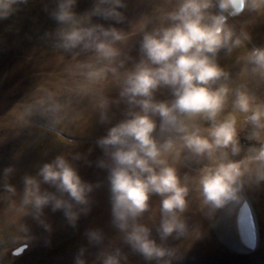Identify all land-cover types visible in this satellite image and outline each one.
Masks as SVG:
<instances>
[{"label":"clouds","instance_id":"obj_1","mask_svg":"<svg viewBox=\"0 0 264 264\" xmlns=\"http://www.w3.org/2000/svg\"><path fill=\"white\" fill-rule=\"evenodd\" d=\"M55 28L45 37L67 54L76 77L68 91L89 99L102 126L85 153L57 154L10 182L0 170V264H12L21 245L45 243L49 213L73 229L91 210L100 182L79 175L77 161L94 148L105 173L111 234L86 228L72 264H180L172 243L190 234L193 197L206 215L236 203L245 187L264 183V46L231 18L264 14V0H163L150 12L129 14L132 0H52ZM27 0H0V21ZM235 56L233 74L221 54ZM46 91L21 115L53 123L67 106ZM35 229H39L37 234Z\"/></svg>","mask_w":264,"mask_h":264},{"label":"rangeland","instance_id":"obj_2","mask_svg":"<svg viewBox=\"0 0 264 264\" xmlns=\"http://www.w3.org/2000/svg\"><path fill=\"white\" fill-rule=\"evenodd\" d=\"M80 0L78 10L88 6ZM163 0H132L129 14L150 12ZM52 0H27L10 17L0 21V170L12 165L16 172L10 182L20 187V176L32 173L36 167L57 154L85 153L95 138L103 134L89 99L76 97L68 91L76 77L70 72L72 63L67 54L52 47L45 37L55 28L48 11ZM237 30L249 32L252 45L264 46V14L247 10L231 18ZM238 49L232 56L221 54L220 64L233 74L240 65L235 62ZM46 91H58L59 99L67 103L64 119L53 123L48 117L34 112L21 115L24 108ZM264 96V85L257 89ZM100 150L94 148L84 160L77 161L82 179L97 183L93 203L87 216H82L75 229L63 221L60 212L49 213L53 231L48 242L37 238L30 245H21L12 264H72L77 248L85 243L86 228L108 226L109 205L107 183L103 170L95 166ZM250 211L255 224V238L244 239V212ZM190 234L174 243L183 253L180 264H264V183L245 187L242 198L234 204L206 215L193 197L186 213ZM34 231L39 234V229ZM131 264H142L130 256Z\"/></svg>","mask_w":264,"mask_h":264},{"label":"crops","instance_id":"obj_3","mask_svg":"<svg viewBox=\"0 0 264 264\" xmlns=\"http://www.w3.org/2000/svg\"><path fill=\"white\" fill-rule=\"evenodd\" d=\"M247 216L248 217H250V222L248 221L247 222ZM244 219H245V224H244V233H243V235H244V239L247 241V242H249V241H251L252 239H251V237H252V235L254 236V238L256 237L255 235V224H254V221H253V218H252V216H251V214H250V211L248 210V212L246 213V212H244Z\"/></svg>","mask_w":264,"mask_h":264},{"label":"water","instance_id":"obj_4","mask_svg":"<svg viewBox=\"0 0 264 264\" xmlns=\"http://www.w3.org/2000/svg\"><path fill=\"white\" fill-rule=\"evenodd\" d=\"M248 221L250 222V217L247 216V222H248ZM252 237H253V235H252Z\"/></svg>","mask_w":264,"mask_h":264}]
</instances>
